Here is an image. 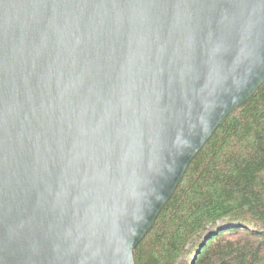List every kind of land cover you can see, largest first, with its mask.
<instances>
[{
	"label": "water",
	"instance_id": "obj_1",
	"mask_svg": "<svg viewBox=\"0 0 264 264\" xmlns=\"http://www.w3.org/2000/svg\"><path fill=\"white\" fill-rule=\"evenodd\" d=\"M264 85V0H0V264H134Z\"/></svg>",
	"mask_w": 264,
	"mask_h": 264
},
{
	"label": "trees",
	"instance_id": "obj_2",
	"mask_svg": "<svg viewBox=\"0 0 264 264\" xmlns=\"http://www.w3.org/2000/svg\"><path fill=\"white\" fill-rule=\"evenodd\" d=\"M134 264H264V85L218 128Z\"/></svg>",
	"mask_w": 264,
	"mask_h": 264
}]
</instances>
